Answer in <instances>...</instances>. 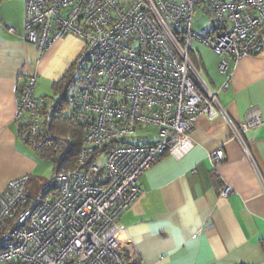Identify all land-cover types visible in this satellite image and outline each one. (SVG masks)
Returning a JSON list of instances; mask_svg holds the SVG:
<instances>
[{
    "label": "built area",
    "instance_id": "1",
    "mask_svg": "<svg viewBox=\"0 0 264 264\" xmlns=\"http://www.w3.org/2000/svg\"><path fill=\"white\" fill-rule=\"evenodd\" d=\"M199 9L211 15L209 27H193ZM67 35L83 47L58 96L37 95L36 76L16 90L19 139L56 159L36 191L28 174L0 188V264H140L134 243L123 239L122 214L142 195L152 165L192 150L200 116L226 121L264 187L245 138L264 124L262 111L252 106L233 120L193 45L198 39L219 56L226 88L232 62L264 48V0H25V41L44 52ZM65 111L84 131L77 154L51 127ZM131 135L139 141L129 143ZM225 159L222 148L210 153L214 166ZM232 191L225 185L219 195Z\"/></svg>",
    "mask_w": 264,
    "mask_h": 264
},
{
    "label": "crops",
    "instance_id": "2",
    "mask_svg": "<svg viewBox=\"0 0 264 264\" xmlns=\"http://www.w3.org/2000/svg\"><path fill=\"white\" fill-rule=\"evenodd\" d=\"M24 7L25 0H0V188L12 178L32 175L41 158L18 137V85L36 76V94L49 98L42 94L46 86L56 96L54 85L72 69L83 47L80 37L67 35L41 52L21 37ZM217 62L204 67L230 117L242 121L250 107L258 106L264 120V48L232 62L226 88ZM192 138L194 147L184 157L166 155L142 175V195L122 214L123 239L134 243L140 264H264V187L258 175L224 119L200 116ZM245 138L264 179V124ZM220 148L226 159L214 166L210 153ZM225 185L233 191L221 197Z\"/></svg>",
    "mask_w": 264,
    "mask_h": 264
},
{
    "label": "rangeland",
    "instance_id": "3",
    "mask_svg": "<svg viewBox=\"0 0 264 264\" xmlns=\"http://www.w3.org/2000/svg\"><path fill=\"white\" fill-rule=\"evenodd\" d=\"M202 17L201 20L198 21L199 17ZM209 13H206V15H201V12L197 11L194 16V22L193 27L195 29H201L203 27H209L208 18ZM211 25V22H210ZM194 47L197 49L198 53L200 54L202 60L204 61V64L206 63H216L217 62V55L215 52L210 49L208 46H206L203 42L199 41L198 39L193 41ZM50 85V84H49ZM47 89V90H46ZM43 95L48 94L47 98L48 100H53L54 97H57L58 95L54 96L55 93L50 87L43 86ZM146 131L150 134H154V130L152 128H147ZM127 141L129 143H137V139L135 135H131L128 137ZM39 164L32 172V175H30V183H29V190L30 191H36V184L38 185L40 182H44L48 180L52 173H53V162L51 160H46L44 158H39ZM39 184V186L41 185ZM35 185V186H34Z\"/></svg>",
    "mask_w": 264,
    "mask_h": 264
},
{
    "label": "trees",
    "instance_id": "4",
    "mask_svg": "<svg viewBox=\"0 0 264 264\" xmlns=\"http://www.w3.org/2000/svg\"><path fill=\"white\" fill-rule=\"evenodd\" d=\"M71 69L66 72V74L59 80L58 83L54 85L58 92L67 84L70 77ZM67 109V106H64L62 110ZM51 127L54 133L60 138L70 140L74 142V148L71 150L72 154H77L81 148L82 138H83V128L74 124L71 117L68 114V111L61 112L53 116L51 121ZM37 154L46 160H51L52 162L56 159L55 152L50 153H38Z\"/></svg>",
    "mask_w": 264,
    "mask_h": 264
}]
</instances>
